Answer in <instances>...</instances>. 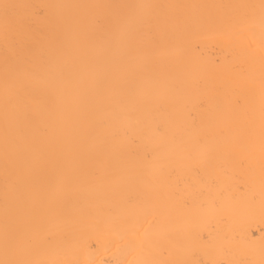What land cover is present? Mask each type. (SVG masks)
<instances>
[{"label": "bare ground", "instance_id": "1", "mask_svg": "<svg viewBox=\"0 0 264 264\" xmlns=\"http://www.w3.org/2000/svg\"><path fill=\"white\" fill-rule=\"evenodd\" d=\"M0 264H264V0H0Z\"/></svg>", "mask_w": 264, "mask_h": 264}]
</instances>
